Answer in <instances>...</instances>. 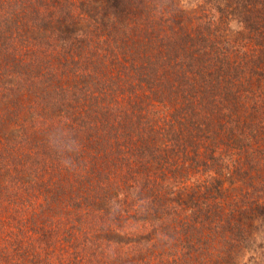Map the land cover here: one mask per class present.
Here are the masks:
<instances>
[{
	"label": "trees",
	"instance_id": "trees-1",
	"mask_svg": "<svg viewBox=\"0 0 264 264\" xmlns=\"http://www.w3.org/2000/svg\"><path fill=\"white\" fill-rule=\"evenodd\" d=\"M66 1L65 10V0H0V264H257L255 253L263 259L256 230L264 222V147L254 143L264 126L245 120L260 103L247 113L242 86L253 77L247 74L246 36L258 45L254 56L262 57L251 64L264 62L262 10L246 16L247 0H235L233 11L246 25L235 38L225 28L215 34L222 67L207 53L212 43L201 51L192 41L198 32L171 18L174 8L156 5L154 14L145 0L139 8L133 0H91L73 20L75 2ZM85 17L91 18L84 20L88 27L68 34L74 38L66 43L63 25ZM162 17L164 23L157 20ZM40 40L43 52L18 63L15 51L29 54ZM101 40L123 51L118 56L131 57L130 65L145 76L153 74L154 83L164 78L165 89L160 82L136 101L124 96L122 86L93 76L99 72L87 70L89 52L104 49L96 44ZM212 48L218 49L215 43ZM16 93L23 101L12 100ZM143 94L155 95L152 114L161 103L166 109L149 115ZM56 135L74 140L78 151H57L49 142ZM195 137L217 150L204 144L201 159L194 147L193 156L163 162L175 140L191 144ZM229 145L238 147L234 156L226 152ZM62 155L74 162L72 169L60 163ZM226 156L232 161L225 163L228 180L209 170L192 175L208 161L220 167ZM35 192L52 198L27 216L30 202L21 198ZM50 208L56 209L52 219L43 214Z\"/></svg>",
	"mask_w": 264,
	"mask_h": 264
},
{
	"label": "rangeland",
	"instance_id": "rangeland-1",
	"mask_svg": "<svg viewBox=\"0 0 264 264\" xmlns=\"http://www.w3.org/2000/svg\"><path fill=\"white\" fill-rule=\"evenodd\" d=\"M55 1H57V0H54V2ZM89 1H91V0H84L79 4L78 0H74L76 10H75V15L73 16V20H79L78 14L80 12H82L81 7H82L83 3L86 2L87 4L90 5ZM133 1L136 3V6L138 8L141 6V4L139 3V0H133ZM262 1L264 2V0H259V2H262ZM145 2H146V7L148 9L150 8L151 10H153L154 14H156V12L153 8L156 5H159L160 8H164V9L174 8L173 11H171L172 9H169V11H171L173 14H175V15L171 16V18L176 17L182 21V24H188L189 26H188L187 30L189 32H192V33L194 31L198 32L197 35H199L200 37L197 38L198 36H196V38L192 40L195 42L196 47L200 48L201 51H203L202 48H207L206 44L210 45L211 43L212 44L215 43L216 47H218V49L214 50L212 48V44H211L209 46V50H207L208 51L207 53H209L208 54L209 56H212V60H211L212 63H216L217 65H220L222 67H226V63L221 62L222 59L219 61L218 58H220V56L216 55V54H219L220 50H223V49L220 45V42L215 39V34L219 33V37H220V32L223 34L222 31H223V28H225V29L230 30L229 32H227L226 36H229L230 38H235L237 33H238V30L241 29V27L244 28V26L246 25V19L244 17H240L239 15H235V13L233 11V8L236 7L233 4V3H235V0H145L144 3ZM259 2L254 3L253 0H247L246 1L247 8L249 9V10L245 11L246 16L251 15L253 10H256V9L262 10V13L264 14V4L262 7V4ZM51 3L52 2L45 3L47 8H49V9L51 8L50 14H51V12H55V8L53 7V5L49 6V4H51ZM45 4L42 6L45 7ZM68 4H69V1L65 0V10L68 8L67 7ZM115 6H116V4L111 6L112 8H114L111 10H116L115 8H118V6L117 7H115ZM153 11H149V12L153 13ZM255 14H257V13H255ZM87 19H91V18L85 17L84 19H82L81 22H78L77 24L76 23L74 24V21H73V23L67 22L63 25V29H65V40L64 41L66 43L72 41V38H74L72 36H74V34H76L79 31L85 30V28L88 27V21H84ZM162 19H163V17L160 19H157V20L161 23H164V22H162ZM50 21L53 23L54 19H50V17L46 18V22H50ZM43 22H44V19L41 21V23H43ZM92 25L95 26L94 22L92 23ZM59 32H61V31H59ZM68 34L72 35L71 36L72 38L69 39L67 37ZM101 36H105V34L102 33ZM101 36H97V37L104 38ZM211 38H212V42H211ZM42 40H40L38 43L37 42L34 43L32 45V47H33L32 50L28 49V51L31 50L32 54L31 53L27 54L26 50H21V49L19 52L15 51V54H17L16 58L18 60V63H20L21 59H22L21 61H23V59L25 57H26V59L33 58V51H34L35 55L37 53H38L37 55H40V53L43 52V50H42L43 47L40 46ZM64 41H60V42L63 43ZM244 42H245L244 49L246 52H248L247 57H248L249 66L251 69V71H248L247 74H248V77L253 76L252 78H250L245 83L244 86H242L243 93H244V102L248 108V110H246V112L247 113L250 112L251 109L249 106H251V104L254 101H258L260 103V104H258V106H259L258 110L253 109L251 111V116L245 115V118H246L245 120H248L249 122H251L250 124H257V125L264 126V79H261V78H263L262 77L263 74L260 71V69L264 70V62H262L258 67L252 65L251 62L259 61L262 59V57L254 56V54L259 52L258 51V45L255 42V39L253 37H251V39H250L249 36H246L244 38ZM96 44H98L102 47H105V48L101 49V51L96 50L95 48L94 49L91 48V51L89 52V54H91V55H90V58H89L88 63H87V66H89V68H87V70L88 71L91 70V72H99L97 74L93 73V76H95L96 78H99V77L105 78L107 80V81L105 80L106 85L108 83V84H110V86H122L121 90L125 91L124 96L135 95L134 99L137 101V99L139 97L138 95H141L142 93L149 94L151 88H154L155 85H158L160 82H162V85H161L162 91L165 89V86H167V83H166V81H164V78H160L157 82L154 83L152 81V80H154L153 74H150V72H149L148 76H145L143 74L144 71L142 68H139L137 66H135V67L131 66L130 65L131 57L129 56L130 60H128V58L124 57L123 55L118 56L117 54L123 53V51L118 50V52L116 53L117 49L113 45L107 46L105 43H102V40L96 41ZM112 48H114L113 51H112ZM103 53H104L105 57L102 56ZM106 54H111V57L108 59L106 57ZM114 54H116V56ZM35 55H34V57H35ZM232 59H234V58H232ZM104 62H105L104 67H101V65ZM140 69H142V70H140ZM174 72H176V71H174ZM257 73L259 76L258 78H256ZM176 74L180 78L179 72H176ZM249 74L251 76H249ZM130 76H131V78L129 79L128 77H130ZM139 77L144 78L145 81H148L149 83H147V82L145 83V81L143 79H142V82L139 83L137 80H135V79H138ZM108 78L110 80H108ZM122 80H124V82ZM178 82H180V81H178ZM51 83H54V81H50L47 83H39L38 82V84H36V87L33 86V89H40V87L51 85ZM151 83H154V84H151ZM3 84H4V82H3ZM151 85H152V87H151ZM3 88L8 89L9 86L3 87ZM169 91L171 93V90H169ZM8 92H9V89H8ZM20 93L22 94L21 90H20ZM154 96L155 95L152 94L151 98ZM16 98H19L21 101H23V99H22L23 97L20 94L16 93V95L12 96V100L13 99L15 100ZM151 98L146 97V95H144V97L142 98V102H141L143 104V108L146 111L150 110L149 115L152 114L151 109H154L153 103H152L153 98L152 99ZM159 108H160V110L166 109V105H164V104L162 105V103H161L159 105ZM202 108L204 110L205 106ZM185 109H186V111L189 110L187 104H185ZM160 110H158V112L154 111V113L151 116L158 114ZM134 112L135 111H132L133 114H135ZM243 114H244V112L241 115L242 117H243ZM145 115H148V112H146ZM212 117L213 116L210 115L209 113H205V118H207L209 122L211 120L213 121ZM215 119H216V117H215ZM244 126H245L244 130H246L247 125H244ZM239 129H241V131H242L243 127H240ZM174 130L180 131L181 128L177 127V128H174ZM186 131H188V130H186ZM171 134L174 136V134H176V133L171 132ZM262 135L263 134H258L259 137ZM18 136H19V129H18V134L16 135V137L19 139ZM201 139H202V137L201 138L195 137V138H193V142L191 144H181V142H179V140H175L174 145L172 144L173 147L171 149H169V151L172 152L173 156L168 155L166 157L167 160L165 161V159H164L163 162L167 163V162L172 160L168 164V166H170L174 162V159L176 158L177 160H179L180 157L182 156V154L192 153V156H193L194 150L192 148H194V147H196V149H200V151H202L201 148H203V147H201V146L206 144L208 139L206 138V140L203 143H198ZM256 144H258L259 147H264V136L258 138L255 141L254 145H256ZM206 146L208 148H213L214 150H217V148L215 146H212L211 144L209 145V143L206 144ZM237 151H238V147H234V145H229L226 147V152L227 153L231 152L232 156H234V154ZM202 155H203V151H202V154L195 155L194 157L201 159ZM229 157H231V155ZM208 162L210 163V165H208V166L199 165L198 167H195L194 172H192V175L202 174L204 172H208V170H209L210 172L215 174V176H218L217 174H221V176H220L221 180H228V171H230V169H228L229 167L227 168L225 163H228V164L232 163L231 159H229L228 156H226L224 161H222L223 164L218 168L215 165H213L211 163V161H208ZM185 163L189 164L191 162H189V160H188ZM215 164H217V163H215ZM233 175L235 176V174H233ZM188 180H192V178H190ZM28 181H26L25 183L27 184ZM69 181L74 183V180H65V184L67 185V182H69ZM98 182L100 183V185H101V183L107 184L105 180H103V181L98 180ZM113 182H114V180H111L110 184L112 185ZM97 189H98V190H96L97 194L99 193L101 195L102 191L99 189V187H97ZM106 193L109 195V198L112 201H114L113 200L114 197H111L110 191L106 192ZM91 194H92V191H91ZM47 198H49L51 200L52 194L51 193L50 194L49 193L44 194L43 192H40V193L35 192L34 194H31V196L29 194V195H27V197H22L21 199L23 201L27 200L28 203L30 202V204L27 208L28 209L27 216H30V213L35 210L34 206L38 202L42 201V203H44ZM53 207L54 206H52V208ZM55 210L56 209L50 208L49 212H45L43 214L45 216H47L49 214V217L52 219L54 217L53 212ZM263 223H262V225L260 224L261 228L259 227L258 230H256V246L258 247V245H259L258 250L262 251V253H263V259L261 256H257L255 253L254 259L257 262V264H264V224ZM40 224H41V220L39 221V226H40ZM257 247H256V249H257ZM242 263H244V262H242ZM246 263H247V261H246ZM250 264H255V263L252 261V262H250Z\"/></svg>",
	"mask_w": 264,
	"mask_h": 264
},
{
	"label": "clouds",
	"instance_id": "clouds-1",
	"mask_svg": "<svg viewBox=\"0 0 264 264\" xmlns=\"http://www.w3.org/2000/svg\"><path fill=\"white\" fill-rule=\"evenodd\" d=\"M49 142L61 153L78 151L79 147L74 140L67 138L65 135L51 136ZM60 163L68 169H72L74 166V162L63 155L61 156Z\"/></svg>",
	"mask_w": 264,
	"mask_h": 264
}]
</instances>
